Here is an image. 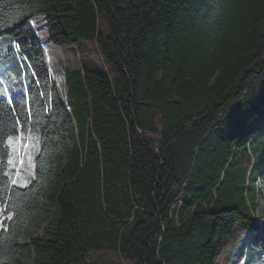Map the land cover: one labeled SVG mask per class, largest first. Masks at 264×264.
<instances>
[{
  "label": "trees",
  "instance_id": "16d2710c",
  "mask_svg": "<svg viewBox=\"0 0 264 264\" xmlns=\"http://www.w3.org/2000/svg\"><path fill=\"white\" fill-rule=\"evenodd\" d=\"M40 16L51 43L92 40L110 67L75 70L68 103ZM3 37L33 79L0 99V264H83L93 250L216 264L237 225L264 219V0H0ZM31 133L21 188L8 141L26 150ZM249 236L238 260L264 264V237Z\"/></svg>",
  "mask_w": 264,
  "mask_h": 264
},
{
  "label": "rangeland",
  "instance_id": "374dc122",
  "mask_svg": "<svg viewBox=\"0 0 264 264\" xmlns=\"http://www.w3.org/2000/svg\"><path fill=\"white\" fill-rule=\"evenodd\" d=\"M38 34L44 53L46 55L49 73L58 89L63 102L68 103L67 79H74L72 74L77 69L87 68L105 75L110 67L103 59L98 46L92 40L81 41L74 45H56L49 41L46 19L37 17L31 23ZM12 50V38L0 39V99L19 95L27 90L33 79V72L23 62H19ZM23 138L12 137L8 141L10 148L9 176L14 178V183L19 187H25L33 178V161L39 152L40 136L38 133L28 135V146ZM27 142V141H26ZM10 218L0 206V229L5 227ZM251 231L240 228L237 225L233 235L221 248L216 264H242L239 259L241 246L249 241ZM83 264H131L128 259H122L120 254L114 250H93L83 257ZM248 264H258V254L249 258Z\"/></svg>",
  "mask_w": 264,
  "mask_h": 264
},
{
  "label": "snow or ice",
  "instance_id": "6c2138e0",
  "mask_svg": "<svg viewBox=\"0 0 264 264\" xmlns=\"http://www.w3.org/2000/svg\"><path fill=\"white\" fill-rule=\"evenodd\" d=\"M10 140H11V138H10ZM9 163H11V161H9ZM250 228L254 234H257V235L264 237V219L257 220L255 222H253L250 225Z\"/></svg>",
  "mask_w": 264,
  "mask_h": 264
},
{
  "label": "crops",
  "instance_id": "0c3cea01",
  "mask_svg": "<svg viewBox=\"0 0 264 264\" xmlns=\"http://www.w3.org/2000/svg\"><path fill=\"white\" fill-rule=\"evenodd\" d=\"M22 138L21 136H19V139Z\"/></svg>",
  "mask_w": 264,
  "mask_h": 264
}]
</instances>
